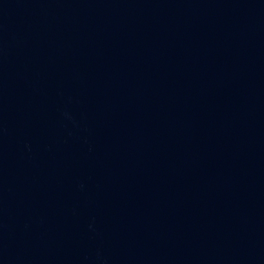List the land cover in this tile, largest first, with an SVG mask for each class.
I'll return each instance as SVG.
<instances>
[{
  "label": "water",
  "instance_id": "water-1",
  "mask_svg": "<svg viewBox=\"0 0 264 264\" xmlns=\"http://www.w3.org/2000/svg\"><path fill=\"white\" fill-rule=\"evenodd\" d=\"M0 264H264V0H0Z\"/></svg>",
  "mask_w": 264,
  "mask_h": 264
}]
</instances>
